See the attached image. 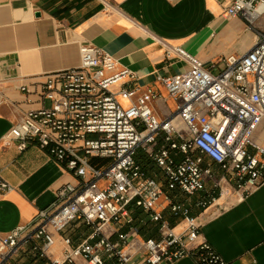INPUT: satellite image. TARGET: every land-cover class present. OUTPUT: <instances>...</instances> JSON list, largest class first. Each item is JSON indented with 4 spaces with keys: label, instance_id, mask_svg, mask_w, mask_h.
I'll list each match as a JSON object with an SVG mask.
<instances>
[{
    "label": "built area",
    "instance_id": "obj_1",
    "mask_svg": "<svg viewBox=\"0 0 264 264\" xmlns=\"http://www.w3.org/2000/svg\"><path fill=\"white\" fill-rule=\"evenodd\" d=\"M225 14L246 22L255 45L225 58L218 74L182 47L170 48L167 58L189 69L157 76L167 98L142 91L134 72L91 45L81 47L80 67L21 88L42 106L26 112L5 141L21 153L36 145L76 183L62 186L30 225L0 235V264H229L202 240L200 215L178 199L196 198L202 213L223 210V200H243L264 185V144L256 141L264 132V32L256 27L264 0H233ZM167 100L174 109L161 118L154 103ZM140 151L155 175L138 160ZM13 190L0 174V193ZM137 211L154 237L141 236ZM76 228L88 231L77 244L69 234ZM55 233L63 235L62 258L52 257Z\"/></svg>",
    "mask_w": 264,
    "mask_h": 264
},
{
    "label": "crops",
    "instance_id": "obj_2",
    "mask_svg": "<svg viewBox=\"0 0 264 264\" xmlns=\"http://www.w3.org/2000/svg\"><path fill=\"white\" fill-rule=\"evenodd\" d=\"M232 1L0 0V174L14 188L0 193V235L30 225L53 204L62 186L76 183L36 145L21 153L15 143L5 141L26 112L42 106L38 95L21 88L43 83L48 74L80 67V49L91 45L113 56L118 69L134 72L142 91L153 89L167 98L157 76L171 77L189 69L186 62L167 58L170 48L182 47L218 74L225 68V58L242 56L255 45L257 34L246 22L226 16ZM256 27L264 32V16ZM154 108L165 118L174 104L159 101ZM256 141L264 144L262 130ZM181 202L193 209L194 216L200 215L202 240L229 264H264V185L243 200H229L230 206L223 210L212 206L202 213L195 207L197 199ZM69 234L77 244L88 231L76 228ZM55 237L52 257L62 258L63 235ZM175 264L197 263L186 258Z\"/></svg>",
    "mask_w": 264,
    "mask_h": 264
},
{
    "label": "trees",
    "instance_id": "obj_3",
    "mask_svg": "<svg viewBox=\"0 0 264 264\" xmlns=\"http://www.w3.org/2000/svg\"><path fill=\"white\" fill-rule=\"evenodd\" d=\"M142 165L146 168V170H148V168L151 167L149 162L142 163ZM135 218H136L135 225L140 227L141 232L145 238L155 236V232L150 233V231L154 229V226L150 224V222L146 223L145 225L143 224L145 221H147L148 217L142 211H137V213L135 214Z\"/></svg>",
    "mask_w": 264,
    "mask_h": 264
},
{
    "label": "rangeland",
    "instance_id": "obj_4",
    "mask_svg": "<svg viewBox=\"0 0 264 264\" xmlns=\"http://www.w3.org/2000/svg\"><path fill=\"white\" fill-rule=\"evenodd\" d=\"M138 160H139L141 163H148V160H147V158H146V156H145V154H144L143 151H140V153H139V157H138ZM148 171L150 172V174L152 173V175H155V174L158 172V170H156V169H154V171H153L151 167L148 168ZM153 172H154V173H153ZM194 199H196V198H194ZM229 200H231V202L234 203V202H236L238 199H236L235 196H234V197H229L228 199L223 200L222 203H221L220 205H221L223 208H227L228 206H230V205L228 204V201H229ZM181 201H184V202H185V201H190V199H189L188 197L182 196V197H181ZM231 202H230V203H231ZM217 208H218V210H220V206H218Z\"/></svg>",
    "mask_w": 264,
    "mask_h": 264
}]
</instances>
